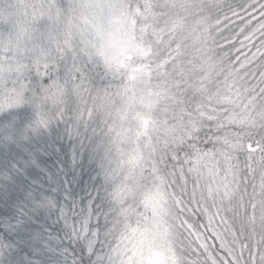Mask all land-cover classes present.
<instances>
[{
	"label": "snow or ice",
	"instance_id": "obj_1",
	"mask_svg": "<svg viewBox=\"0 0 264 264\" xmlns=\"http://www.w3.org/2000/svg\"><path fill=\"white\" fill-rule=\"evenodd\" d=\"M0 113V264H264V0H0ZM140 161L167 246L114 207Z\"/></svg>",
	"mask_w": 264,
	"mask_h": 264
},
{
	"label": "trees",
	"instance_id": "obj_2",
	"mask_svg": "<svg viewBox=\"0 0 264 264\" xmlns=\"http://www.w3.org/2000/svg\"><path fill=\"white\" fill-rule=\"evenodd\" d=\"M5 117L4 113H0V120H3ZM57 131L60 132V140L59 143L55 144V148L57 152H59L60 144H63L65 148L68 150L70 154H73V148L79 149V145L75 144L74 141L69 140L63 134L62 127ZM47 136H51L52 139H55L56 132L49 130ZM81 152L85 151V149H79ZM41 155H45L46 159H49V164H55L57 169H62L63 165L59 163V160H62L63 153H60L59 158L54 155L52 152L47 154L41 152ZM77 164L80 166L71 169L70 171H74L75 175H69L67 173H63L60 176V179L65 181L64 187L69 191L74 190L76 198L78 200L85 199L90 194L94 197L96 194V188L98 187L97 180V171L96 166L91 160L82 159L77 156ZM144 167V161H140L137 163L135 170H133L127 162L124 163L123 167L120 169V178L126 179L129 177H134L133 179H127V183L122 189V195L116 201L114 207L123 206L125 209L129 210L131 213L130 219L127 221L128 223H135L137 220L136 211L140 205H143L142 197H157L161 199L160 203V211L162 218L159 219L161 221L162 228H165L166 238L165 241L167 243H172V241L176 238V233L173 230V220L175 216V209L172 201L165 194V190L162 184H157L155 181L151 180L147 175H143L141 173V169ZM257 167H260L257 165ZM43 166H41V169ZM41 169H38L41 170ZM45 177L49 175L46 170ZM82 181V183H81ZM170 191V190H169ZM252 189L248 188V193L250 194ZM237 202H239V194H237ZM159 207V206H158ZM139 215L144 217V223L148 224V222L152 221L153 210L149 205H143V209L139 212ZM154 220V218H153ZM148 221V222H147Z\"/></svg>",
	"mask_w": 264,
	"mask_h": 264
},
{
	"label": "rangeland",
	"instance_id": "obj_3",
	"mask_svg": "<svg viewBox=\"0 0 264 264\" xmlns=\"http://www.w3.org/2000/svg\"><path fill=\"white\" fill-rule=\"evenodd\" d=\"M143 199V205H149L152 207L153 210V216H152V221L148 222V226H152V225H159L158 228L155 229L154 231V235L158 241V243L161 246H167L169 243H167V241H165V236H166V231L165 228L163 229L161 225V221L159 219L162 218L161 216V211H160V203H161V199L157 197L153 198V197H142ZM159 206V207H158ZM154 218V220H153ZM146 258H147V262L148 264H162V253L160 251H153L151 253V255H147L146 254Z\"/></svg>",
	"mask_w": 264,
	"mask_h": 264
}]
</instances>
